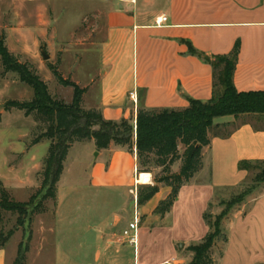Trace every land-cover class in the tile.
Masks as SVG:
<instances>
[{
	"label": "crops",
	"instance_id": "1",
	"mask_svg": "<svg viewBox=\"0 0 264 264\" xmlns=\"http://www.w3.org/2000/svg\"><path fill=\"white\" fill-rule=\"evenodd\" d=\"M104 2L105 34L100 46L96 87L93 89L90 85L82 98L93 102L105 119L135 118L140 102L148 108H182L188 105V97L209 100L212 96L211 66L190 54V46L212 57L230 52L238 42L233 73L235 88L238 91H264V0ZM162 16L166 20L157 25L156 21ZM236 120L233 116H225L215 123ZM239 120L229 136L211 138L210 144L203 148L201 169L180 188L171 210L163 217L153 213L154 220L158 219L164 226L169 223L172 227L175 221L184 218L180 217L181 213L188 215L187 208L176 210L182 197L185 195L193 201L199 199L204 206L199 213L200 234L197 238L200 241L206 235L209 229L203 213L216 192L234 189L248 176V171L239 169L238 163L264 160V130L254 129L246 116ZM88 145L93 155L85 172V188L88 189L61 192L57 185L55 224L48 229L54 237L52 254L46 259L42 245L40 252L28 262L66 264L73 260L84 264L81 248L86 246L94 248L91 259L95 264L121 262L119 245H113L117 241L111 238L127 228L137 215L129 211V217L124 218L122 210L105 213L102 206L93 207L91 202L85 207L80 204L85 203L82 199L98 194L107 199L118 197L123 189L129 192L134 183H139L138 176L142 172L137 171L136 154L125 148L112 143L108 148L96 151L93 140ZM3 173L2 169L0 182L4 184ZM169 191V187H161L146 204L152 202L150 209H154ZM146 204H137L142 214L147 212ZM184 228L188 231L185 222ZM181 230L178 229L171 244L184 241L185 249L174 250L170 245L167 256L149 264H188L192 253L188 254L186 247L192 242ZM221 231L224 242L221 253L211 254L212 264H264V192L253 199L247 211L239 210L228 218L226 224L221 225ZM69 236L75 247L72 254L66 248V241L62 240ZM7 258L5 246H0V264H6ZM133 264H148L137 261V244Z\"/></svg>",
	"mask_w": 264,
	"mask_h": 264
},
{
	"label": "rangeland",
	"instance_id": "2",
	"mask_svg": "<svg viewBox=\"0 0 264 264\" xmlns=\"http://www.w3.org/2000/svg\"><path fill=\"white\" fill-rule=\"evenodd\" d=\"M104 3V0H0V32L4 31L6 34V44L9 50L17 54L21 61H28L32 64L36 73L47 83L50 94L69 103L73 89L60 85L49 70L48 64H52L64 78L85 88V91L90 85H93V89L96 87L100 46L105 34L104 11L106 6L103 5ZM43 53L46 54L45 57ZM32 95V89L19 80L17 73L3 72L0 64V171L2 169L4 171L2 175L4 184L2 182L0 184L7 188L11 198L22 202L27 201L40 188L41 174L51 140L42 139L35 144L33 140L47 131L51 122L38 112L26 115L23 110L15 108L6 111L3 109V103L7 99L29 100ZM82 106L86 109H97L93 102L88 99L83 100V98ZM224 117H217L215 120L219 121ZM240 120L237 119L232 123H219V125L225 124L222 129L230 130ZM88 142L90 140L74 142L71 145L57 183L61 192L88 189V187L85 188V172L93 157ZM180 151H182V146H180ZM180 165L181 161L176 162L172 166V171H178ZM258 170L259 168L250 170L248 178L242 185L234 189H220L216 192L210 207L213 219L234 195L251 185L250 192L242 202L231 207L226 217L222 219L221 225L226 224L228 218H232L239 210L244 212L248 210L253 199L264 192V182L251 181ZM150 183H152V176L149 183H134L129 192L123 189L121 195L116 198L106 199L98 194L97 197L82 199L85 203L80 204L85 207L88 202H91L93 207L102 206L105 213L122 210L124 218L129 217V211L136 214L139 220L137 261L148 264L168 255V249L172 245L171 240L176 236L179 228L182 229L183 234H188L189 242H199L197 238L200 234L198 233L201 219L199 213L204 206L203 201L199 199L193 201L184 195L176 204V210L187 208L188 215L181 213L180 217L184 216V218L180 222L175 221L172 227L169 223L164 226L162 221L160 224L158 219L154 220L153 209H150L152 202L145 205L147 212L144 214L139 212V207H137L139 185ZM40 197L41 194H38L35 202ZM44 205L45 212L33 215L32 220L27 215L4 211L0 213V243L2 240L5 241L1 247L5 246L7 252L6 264H10L14 259L19 243H22L23 248L27 247L26 264L39 263L37 261L28 262V259L35 257L42 245H44L43 250L46 251V259L52 254L54 237L48 229L55 224L56 202L46 200ZM69 214L67 215L71 216ZM184 222L188 225V231L184 228ZM121 233L111 238L112 241H117V243L113 242V245H119L121 262L117 264H133L135 247L125 243L121 238ZM62 240L66 241V248L72 254L75 249L73 238L63 237ZM223 242L224 233L221 231L210 253L215 255L221 253ZM180 243L184 241H178L172 245L174 250H179ZM182 249H185V245ZM81 250L85 260L84 264H95L91 259L94 248L86 246ZM74 262L69 260L66 264H77Z\"/></svg>",
	"mask_w": 264,
	"mask_h": 264
},
{
	"label": "trees",
	"instance_id": "3",
	"mask_svg": "<svg viewBox=\"0 0 264 264\" xmlns=\"http://www.w3.org/2000/svg\"><path fill=\"white\" fill-rule=\"evenodd\" d=\"M238 50L239 44L236 42L230 52L208 57L194 47H189L190 54L202 58L211 66L212 96L209 100L188 97V105L182 108H148L140 102L135 118H120L114 121L105 119L98 109L84 108L82 96L86 89L64 78L52 64H48L56 81L73 89L69 103L52 96L47 83L36 73L32 64L21 61L9 51L5 35L0 32L2 71L17 73L19 80L33 91L29 100L7 99L3 103V109L23 110L26 115L38 112L51 122L49 129L33 140L34 144L42 139L51 140L41 174L40 188L36 194L22 202L11 198L8 190L0 184V213L4 211L27 215L32 220L33 215L45 212L44 201H56L57 183L71 145L74 142L93 140L97 151L106 149L113 143L135 153L137 171L151 173L152 183L139 185L138 205L146 204L161 187L170 188L169 193L159 200L153 209L154 214L163 217L177 200L180 188L188 184L201 169L203 148L210 144L211 138H224L231 134L232 129H222L225 124L215 123L217 117L233 116L239 119L246 116L254 129L264 130V91H238L233 83ZM178 161H181L178 171H172V166ZM238 168L247 170L248 173L254 168H259L251 181L264 182V160H242L238 163ZM155 169L159 171L155 172ZM251 188L252 186L248 185L234 195L214 219L210 212L211 203L209 204L203 213L209 230L199 242L186 247V250L192 253L188 264H212L210 251L221 232L222 219L234 204L243 201ZM38 194H41V197L35 202ZM4 243L2 240L0 246ZM26 254L27 247L23 248L22 243H19L10 264H26Z\"/></svg>",
	"mask_w": 264,
	"mask_h": 264
},
{
	"label": "built area",
	"instance_id": "4",
	"mask_svg": "<svg viewBox=\"0 0 264 264\" xmlns=\"http://www.w3.org/2000/svg\"><path fill=\"white\" fill-rule=\"evenodd\" d=\"M166 20L165 16H162L160 20L156 21L157 25H160L162 22ZM139 220L137 216H134V219L129 222L127 228H125L121 233V238L125 243L133 245L134 247L137 244V228H138Z\"/></svg>",
	"mask_w": 264,
	"mask_h": 264
},
{
	"label": "bare ground",
	"instance_id": "5",
	"mask_svg": "<svg viewBox=\"0 0 264 264\" xmlns=\"http://www.w3.org/2000/svg\"><path fill=\"white\" fill-rule=\"evenodd\" d=\"M138 177L139 183H146L150 181V174L148 172H142Z\"/></svg>",
	"mask_w": 264,
	"mask_h": 264
},
{
	"label": "water",
	"instance_id": "6",
	"mask_svg": "<svg viewBox=\"0 0 264 264\" xmlns=\"http://www.w3.org/2000/svg\"><path fill=\"white\" fill-rule=\"evenodd\" d=\"M43 56L45 57L46 56V54L45 53H43ZM97 153V152H96ZM182 246H183V243H180L179 244V248H182Z\"/></svg>",
	"mask_w": 264,
	"mask_h": 264
}]
</instances>
